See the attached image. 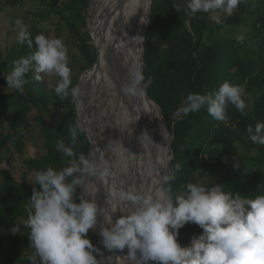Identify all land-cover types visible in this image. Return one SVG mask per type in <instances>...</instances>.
I'll list each match as a JSON object with an SVG mask.
<instances>
[{
  "label": "trees",
  "instance_id": "trees-1",
  "mask_svg": "<svg viewBox=\"0 0 264 264\" xmlns=\"http://www.w3.org/2000/svg\"><path fill=\"white\" fill-rule=\"evenodd\" d=\"M39 1L46 8L44 17L55 19L58 32L63 27L69 32L73 46L85 62L84 70L93 67L96 51L86 30L90 0ZM3 2L6 7L15 8L23 0ZM249 2L241 0L235 13L221 20L209 19L211 12H197L189 27L180 24L179 3L176 8L168 5L169 18L166 21L157 19L156 11H153L144 44L143 83L173 134L171 173L165 181V189L173 199L183 195L189 183L206 187L220 183L226 192L250 198L264 195V145L253 144L246 131L249 125L254 127L258 122L264 123V0L253 14V31L258 33L252 52L245 50L241 39L215 40L217 32L241 23ZM206 30L212 37L209 42L204 40ZM28 33L33 46L29 47L26 41H18L0 67V87L11 90L9 93L0 91V164L5 160V153L23 155L25 130L30 128L28 120L36 112L35 121L45 140V154L25 160L26 169L35 173L49 167L60 170L68 167L70 162L78 164L81 154L88 158L91 145L87 135L78 128L73 112L67 110L73 105V97H58L55 90L49 89L43 78L35 74V67L25 77L27 83L23 94L7 88L4 75L12 71L15 61L36 50L34 38L44 34L39 30ZM225 81L241 86L246 114L228 105L226 122L213 119L206 107L187 116L182 115L179 120L174 119L173 113L188 94L215 93ZM71 87L76 85L71 83ZM74 129L75 138L72 135ZM61 141L72 149L71 157L57 150ZM248 164L255 165L258 172L239 170ZM176 165H180L178 172ZM2 176L0 230L15 231L16 234L0 242V256L6 257L4 264H21L8 256L12 251L33 249L26 222L33 188L38 189L39 186L35 181L18 182L10 170H4ZM72 178L68 177V182ZM80 198L79 185L73 199L79 202ZM200 231L202 229L198 225H186L180 229L181 246L184 242L190 243ZM92 237L90 231L89 238L92 240ZM4 241L11 242V246L5 245Z\"/></svg>",
  "mask_w": 264,
  "mask_h": 264
},
{
  "label": "clouds",
  "instance_id": "clouds-1",
  "mask_svg": "<svg viewBox=\"0 0 264 264\" xmlns=\"http://www.w3.org/2000/svg\"><path fill=\"white\" fill-rule=\"evenodd\" d=\"M240 2L186 0V7L193 14L223 10L231 15ZM15 25L18 40L32 47L33 39L23 21L17 19ZM34 43L36 50L15 61L12 71L4 75L7 88L23 94L25 77L35 67L38 73L60 78L55 87L58 97H78L80 89L71 87V69L62 39L38 34ZM143 80L139 72L133 73L122 91L131 96L142 94L139 86ZM242 91L241 86L225 81L215 93H190L173 117L179 120L182 115L206 107L213 119L226 122L228 105L246 114ZM246 131L253 144L264 145V123L249 125ZM72 135L75 138V129ZM57 150L68 157L73 155L72 149L62 141L58 142ZM175 169L180 171V165ZM84 174L102 181L109 175V164L103 159L91 161L81 154L78 164L70 162L63 169L49 167L35 174L39 188H33L26 226L40 264H96L93 255L96 247L89 233L97 227L100 215L107 225H101L99 231L103 247L120 252L127 249L129 259L136 264H264V195L250 198L226 192L220 183L211 187L189 183L185 193L174 200L167 193L154 196L114 189L107 193V206L101 208L96 201L73 199L77 186L83 183L80 176ZM68 177H73L70 182ZM120 203L130 205L131 211L113 221ZM186 225H198L203 232L184 247L178 242V236ZM32 259L35 264V258Z\"/></svg>",
  "mask_w": 264,
  "mask_h": 264
},
{
  "label": "bare ground",
  "instance_id": "bare-ground-1",
  "mask_svg": "<svg viewBox=\"0 0 264 264\" xmlns=\"http://www.w3.org/2000/svg\"><path fill=\"white\" fill-rule=\"evenodd\" d=\"M150 7L151 0H92L91 4L89 31L98 58L79 84L80 95L75 100L80 108L78 120L85 124V131L92 138L89 160L103 159L109 164V175L102 181L84 174L85 192L101 208L107 206V193L114 189L154 196L165 194L161 180L169 162V135L161 110L143 94L131 96L122 91L130 76L140 73ZM139 87L142 88L141 84ZM89 105L94 114L91 120L85 113ZM103 123L104 131L99 132ZM112 126L117 129L121 149L110 158L105 151V139ZM120 210L127 215L131 206L118 204L113 221ZM101 225L107 226L103 215L98 217L95 228L100 242ZM101 249L105 264H136L129 259L127 249L109 251L102 243Z\"/></svg>",
  "mask_w": 264,
  "mask_h": 264
},
{
  "label": "rangeland",
  "instance_id": "rangeland-1",
  "mask_svg": "<svg viewBox=\"0 0 264 264\" xmlns=\"http://www.w3.org/2000/svg\"><path fill=\"white\" fill-rule=\"evenodd\" d=\"M179 5L178 10V16H180V24H185L187 27L190 25L191 18L195 15L191 13L187 7H186V0H151V7L149 10V20H148V26L151 22V17H153V11H156V17L157 19H162L163 21H166V18H169V15H167L168 12V5H172L175 7L176 4ZM92 0H90V5L88 8L87 13V32L90 35L89 31V18H90V9H91ZM248 10L247 13L242 15V21L239 25H233V26H227L221 31L216 33L215 40H231V39H241L244 41V48L246 51L252 52L253 51V44L255 43L256 39L255 36L258 32L253 31V23H254V17L253 14L261 7V0H250L248 4ZM176 8V7H175ZM46 11L45 6L42 4L39 0H23V3L19 7L11 8L6 7L4 5L3 0H0V67L3 65V61L6 58L7 54L12 50L13 46L19 41L18 40V32L15 25V21L17 19H21L26 26L27 32L30 30H39L42 31L46 37L49 38H60L64 42L66 48H67V54H68V66L71 69V83L76 85V87H79V84L81 83L83 79V75L87 73V70H84L85 62L83 61V58L81 54L79 53L78 49L73 46L72 39L69 35V32L63 27L58 32V28L56 25V21L54 18H46L44 17V12ZM191 13V14H190ZM235 13V10L231 15H228L223 12V10L213 11L211 12L209 19L211 20H221L223 17L232 16ZM189 14V15H188ZM171 21V19H170ZM55 23V24H54ZM147 26V31H148ZM147 35V34H146ZM91 44L94 46V42L92 40V37L90 35ZM206 42H209L212 40V37L210 38L209 31H205V39ZM145 41L142 45V48L144 47ZM96 51V59H97V50ZM145 68L144 64V48L142 52V62H141V71L143 72ZM36 75H40L43 80L48 85L49 89H54L57 86L60 78L56 75H49L46 73H38L35 71ZM0 91L2 93H9L11 90L0 87ZM76 99V98H75ZM87 104H90L86 102ZM92 106H88L85 113L88 114V118L91 120L93 118V112H91ZM68 111H72L75 116V122L78 127L83 128L85 130L86 126L82 123V121L78 118H80V108L77 104L76 100L73 102L72 106H69ZM162 114V111H161ZM163 115V114H162ZM37 117V113L33 112L31 116L29 117V125L30 128L28 130H25V143L26 148L23 152V155H13L11 153H5V160L0 164V184L2 183L3 176L2 173L4 170H10L14 176V178L18 182H29L34 183L35 181V172H30L26 169V166L24 164V161L27 159H34L39 158L42 155L45 154V140L44 137L41 134L40 127L36 124L35 118ZM88 122V120H87ZM89 123V122H88ZM104 125L101 127L99 132L104 131L102 130L105 127L106 123H103ZM110 127L107 128V130ZM112 129V130H111ZM110 131L106 133V149L105 151L109 154L110 158L112 157V153L114 156V153L116 151H119L121 149V145H119L118 142V134L117 129L115 126H112ZM106 131V130H105ZM172 134V133H171ZM0 137H1V131H0ZM104 137V136H103ZM91 138V137H90ZM171 140L170 142H173V134L170 136ZM92 142V138H91ZM169 142V140H168ZM109 144H112L114 147H108ZM114 148H116L114 150ZM108 149V151H107ZM92 148H90L88 159L91 155ZM242 172H249L254 171L258 172L257 167L255 165L248 164L242 165V168L239 169ZM83 183L80 185V191L83 199L95 201L90 195L86 194L85 187V175L80 176ZM92 200H91V199ZM124 215L123 212L120 210L118 217ZM201 233H197L196 235L199 236L202 234L203 230L200 231ZM16 232H9L5 230H0V242L4 239H7L6 237H10L15 235ZM92 237V243L96 247L95 251L93 252V255L96 259V264H105L102 259V249H101V242L97 233V230H91ZM180 236V234H179ZM178 236V242L181 244V237ZM5 245L11 246V242L4 241ZM184 247L189 245V242H184ZM8 257H13L17 262L21 264H33V257L35 258V264H40L39 257L35 255L34 249H29L23 252H16L12 251L10 252ZM6 260V257L0 256V264H4Z\"/></svg>",
  "mask_w": 264,
  "mask_h": 264
},
{
  "label": "water",
  "instance_id": "water-1",
  "mask_svg": "<svg viewBox=\"0 0 264 264\" xmlns=\"http://www.w3.org/2000/svg\"><path fill=\"white\" fill-rule=\"evenodd\" d=\"M91 35V34H90ZM145 39H146V36H145ZM145 41V40H144ZM95 46V45H94ZM96 48V47H95ZM144 48V47H143ZM143 48H142V52H143ZM142 57V56H141ZM98 58V57H97ZM96 62H97V59H96ZM96 62H95V64L93 65V67L96 65ZM93 67H91L88 71H90ZM87 71V72H88ZM140 74L143 76V72L141 71V68H140ZM85 75V74H84ZM83 75V76H84ZM78 87V86H77ZM141 89L143 90L142 92V94H143V96H144V98L146 99H149V100H152L151 98H150V96H149V94H148V91H147V88H146V86H145V84L143 83V81L141 82ZM75 101V98H73V102ZM152 101H154V100H152ZM157 105V104H156ZM158 106V105H157ZM159 107V106H158ZM160 108V107H159ZM161 110V109H160ZM163 116V115H162ZM163 120H164V123H165V125L167 126V122H166V120L164 119V117H163ZM79 129H80V131H82V132H84L86 135H87V137H88V139H89V142H90V145H91V147H92V142H91V138H90V136H89V134L85 131V130H83L82 128H80V127H78ZM167 130H168V135H169V144H168V152H169V162H168V166H167V168H166V171H165V173L163 174V177H162V180H161V189H162V191L164 192V193H167V195H169L171 198H172V196L167 192V190L165 189V177H168L169 175H170V173H171V163H172V160H173V151H172V142H170V140H171V138H170V136H172V134H171V132L169 131V129H168V126H167ZM173 199V198H172ZM174 200V199H173ZM180 233V232H179ZM180 237V236H179Z\"/></svg>",
  "mask_w": 264,
  "mask_h": 264
}]
</instances>
